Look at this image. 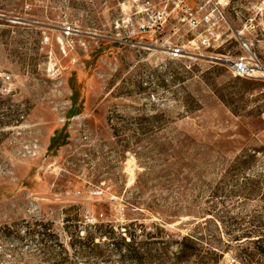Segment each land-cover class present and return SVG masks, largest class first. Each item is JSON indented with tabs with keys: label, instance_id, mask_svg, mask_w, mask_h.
Here are the masks:
<instances>
[{
	"label": "rangeland",
	"instance_id": "obj_1",
	"mask_svg": "<svg viewBox=\"0 0 264 264\" xmlns=\"http://www.w3.org/2000/svg\"><path fill=\"white\" fill-rule=\"evenodd\" d=\"M27 4L0 0V264H160L127 236L112 250L132 224L170 251L201 237L209 264H264V81L227 62L241 32L264 62V0H230L220 39L181 60L164 45L194 36L179 18L195 0Z\"/></svg>",
	"mask_w": 264,
	"mask_h": 264
},
{
	"label": "built area",
	"instance_id": "obj_2",
	"mask_svg": "<svg viewBox=\"0 0 264 264\" xmlns=\"http://www.w3.org/2000/svg\"><path fill=\"white\" fill-rule=\"evenodd\" d=\"M25 6L28 7L27 0H22ZM196 4L193 8L185 7L182 16L179 18L181 23L187 27V32L194 35L186 42L166 41L164 50L170 60L190 59L199 57L200 50L212 46L220 39V34L215 31L216 26L220 21L224 20V10L230 6V0H195ZM168 13L165 9L163 14L158 16L157 23L161 26L167 19ZM155 26L151 25L149 21L139 23L138 31H147ZM250 28L254 27L252 24ZM204 28V30L199 31ZM59 34L56 37L60 52L67 56L75 46V37L79 34L74 25L65 22L58 30ZM51 37L44 33L42 42L50 43ZM239 52L233 56L228 62V69L233 78L247 79V80H262L264 81V62L257 55L253 47V42L250 38L244 36V33H238L236 37ZM82 47L85 46L83 42L79 43ZM47 69L53 70L58 67L59 61L53 55L52 49L47 51ZM71 61L75 63L76 57H71ZM8 79L9 76L5 75ZM103 191H97L95 194L102 195ZM91 222V220H90Z\"/></svg>",
	"mask_w": 264,
	"mask_h": 264
},
{
	"label": "trees",
	"instance_id": "obj_3",
	"mask_svg": "<svg viewBox=\"0 0 264 264\" xmlns=\"http://www.w3.org/2000/svg\"><path fill=\"white\" fill-rule=\"evenodd\" d=\"M204 218V217H203ZM206 220V218L204 219ZM138 224H132L129 230H126V233L121 236V240H115L117 238L116 233L114 231H110L108 233V237L112 239V245L115 252L121 253L122 243L124 237H128V249L125 250L135 261L144 260L148 258H156L160 264H184L185 261L193 258L194 263L191 264H209L205 261L204 253H207L209 249L205 248L200 244L202 241L201 237H196L192 234H186L180 237L179 240H175L174 243L176 245L175 251H170L167 248L170 241H164L162 238L154 233L146 232L144 229H137ZM158 227H156L157 229ZM140 233H137L139 232ZM139 235H144L147 240L144 241L146 243V247L140 246L141 242L137 241L136 238ZM164 246V247H159Z\"/></svg>",
	"mask_w": 264,
	"mask_h": 264
},
{
	"label": "water",
	"instance_id": "obj_4",
	"mask_svg": "<svg viewBox=\"0 0 264 264\" xmlns=\"http://www.w3.org/2000/svg\"><path fill=\"white\" fill-rule=\"evenodd\" d=\"M211 59H213V58H211ZM213 60H216V61H218V62L221 61L220 59H217V58H214Z\"/></svg>",
	"mask_w": 264,
	"mask_h": 264
}]
</instances>
